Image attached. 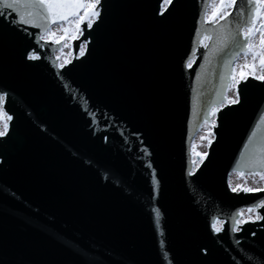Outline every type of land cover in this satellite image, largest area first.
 I'll return each instance as SVG.
<instances>
[{
	"label": "water",
	"instance_id": "1",
	"mask_svg": "<svg viewBox=\"0 0 264 264\" xmlns=\"http://www.w3.org/2000/svg\"><path fill=\"white\" fill-rule=\"evenodd\" d=\"M156 4L104 0L86 56L75 59L73 41V63L63 70L51 66L56 46L51 63L26 61L31 40L0 21V88L14 114L10 138L0 142V264H251L245 251L264 257V220L232 235L226 225L215 235L209 227L212 216L227 220L264 197L228 185L231 173L250 175L236 161L264 108V85L241 83V103L213 117L214 138L194 167L191 145L220 87L204 59L213 41L207 50L200 43L213 26L198 24L201 0H175L166 18L154 15ZM194 43L196 62L185 69ZM193 168L194 178L187 175Z\"/></svg>",
	"mask_w": 264,
	"mask_h": 264
},
{
	"label": "snow or ice",
	"instance_id": "2",
	"mask_svg": "<svg viewBox=\"0 0 264 264\" xmlns=\"http://www.w3.org/2000/svg\"><path fill=\"white\" fill-rule=\"evenodd\" d=\"M201 3L204 7L198 24L212 25L213 31L209 33V30L205 29V35L201 37L200 43L207 50L209 45L205 41L209 39L213 41L210 52L204 53V59L213 66V72L220 81V87L212 89L208 111L203 116V123L207 125L209 116L215 117L223 108L241 103L242 82L247 83L251 78L264 85V0H201ZM175 6V0H157L154 15L166 18ZM209 6L212 9L210 14L206 10ZM103 9L104 0H0V21L31 40V45L24 52V59L30 63L42 60L51 63L49 52L53 46L57 47L61 55H64L65 48L69 49L62 61L56 56L57 62L51 64L54 70H63L73 63V60L68 58L72 55L73 41H79L76 45L75 59L86 56V49L91 42V32L95 30L94 26H98L102 21ZM221 21L224 23H220ZM53 25L56 27L53 28ZM85 32H88V35H84ZM197 32H200L199 27ZM195 54L194 43L193 52L184 62L185 69L192 68L196 62L193 58ZM241 55L244 57V63L237 66L236 61ZM200 67L205 68V65L201 64ZM197 75L199 76V72ZM58 76L63 78V72L58 71ZM228 91L233 92V97L227 95ZM8 100L9 91L0 88V142H6L10 138V129L14 122V114L6 107ZM88 114L90 118L94 116L90 111ZM92 123L96 124V120L93 119ZM216 127L217 120H211V126L207 131L208 137L214 138L212 129ZM257 129H260L259 133ZM135 135L140 139L139 133ZM107 139L104 137L105 142ZM211 143L212 139H208V144ZM143 152L145 155H151L147 148H144ZM195 155L203 162L207 153L197 152ZM241 162L248 170V174L258 176L264 181V108L258 112L257 119L243 143L240 158L236 163ZM147 167L150 169L152 192L156 195L159 180L150 161ZM196 167L198 168L199 164ZM195 173L196 168H193L188 170L187 175L194 178ZM229 187L234 193L264 192V188L261 187L237 185L233 188L231 184ZM245 207L248 213H255V218L249 215L246 219H238L237 217L243 216L244 208L236 209L227 220L212 216L209 222L212 233L215 235L224 232L226 225L228 234L232 235L243 231L240 225L264 220V214L258 211L264 208V197H256L253 203ZM152 212L157 218L161 215L158 208L153 207ZM250 234L256 235L255 232ZM235 243L239 246L240 240L236 239ZM244 255L251 264H264V257L257 258L247 251ZM164 257L168 258L166 251Z\"/></svg>",
	"mask_w": 264,
	"mask_h": 264
},
{
	"label": "rangeland",
	"instance_id": "3",
	"mask_svg": "<svg viewBox=\"0 0 264 264\" xmlns=\"http://www.w3.org/2000/svg\"><path fill=\"white\" fill-rule=\"evenodd\" d=\"M211 6L208 7L207 12L210 14L211 13ZM56 26L53 25V28ZM207 42V40L205 41ZM69 49L65 48L64 49V55H61L59 52L56 53L55 56H59L60 60L62 61L65 56L68 54ZM72 56V55H71ZM71 56L68 58L70 59ZM250 62V58H249ZM244 63V57L241 55L238 60L236 61L237 66L242 65ZM227 95L229 97H233V92L228 91ZM214 118L212 117L211 120ZM211 126V121L209 124L205 125L203 124L200 128V130L197 132L193 142H192V147H191V153L192 156H196L195 153H200L204 154L207 151L208 148V139H212V137L207 136V131L208 128ZM201 137H204V139H201ZM198 164V161H196L193 158V166H196ZM231 184V187L235 188L237 185H240L242 187H261L264 188V181L260 180L258 176H253V175H243V174H238V173H231L228 178V185ZM230 188V187H229ZM249 215H251L253 218H255V213H248L247 210H244L243 216H241L239 219H246ZM219 226V225H218Z\"/></svg>",
	"mask_w": 264,
	"mask_h": 264
}]
</instances>
